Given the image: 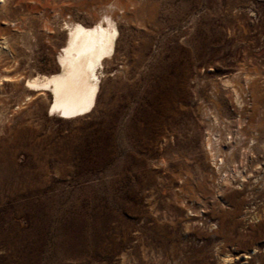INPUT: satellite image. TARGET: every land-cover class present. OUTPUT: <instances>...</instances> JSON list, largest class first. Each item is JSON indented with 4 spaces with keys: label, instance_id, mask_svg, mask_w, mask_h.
I'll list each match as a JSON object with an SVG mask.
<instances>
[{
    "label": "rangeland",
    "instance_id": "1",
    "mask_svg": "<svg viewBox=\"0 0 264 264\" xmlns=\"http://www.w3.org/2000/svg\"><path fill=\"white\" fill-rule=\"evenodd\" d=\"M111 2L93 112L0 81V264H264V0H6L0 78Z\"/></svg>",
    "mask_w": 264,
    "mask_h": 264
},
{
    "label": "bare ground",
    "instance_id": "2",
    "mask_svg": "<svg viewBox=\"0 0 264 264\" xmlns=\"http://www.w3.org/2000/svg\"><path fill=\"white\" fill-rule=\"evenodd\" d=\"M5 2L0 0V5ZM113 7L114 2L103 6L92 23H85L72 16L64 18L62 49L50 69L27 75L6 74L0 81H12L22 86L29 100L44 95L49 99L50 116L70 120L87 116L96 106L105 79L101 78L102 74L106 72L108 75L107 66L117 58L120 28ZM0 42V52L2 48L11 52L6 39ZM102 55L108 58L101 61ZM207 145L211 152L215 150L213 132L209 133ZM212 154L214 159H218L215 151ZM226 258L230 259L229 256Z\"/></svg>",
    "mask_w": 264,
    "mask_h": 264
}]
</instances>
